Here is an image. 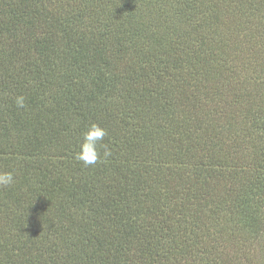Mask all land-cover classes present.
I'll list each match as a JSON object with an SVG mask.
<instances>
[{
    "label": "trees",
    "instance_id": "16d2710c",
    "mask_svg": "<svg viewBox=\"0 0 264 264\" xmlns=\"http://www.w3.org/2000/svg\"><path fill=\"white\" fill-rule=\"evenodd\" d=\"M0 171V264H264V0H0Z\"/></svg>",
    "mask_w": 264,
    "mask_h": 264
},
{
    "label": "clouds",
    "instance_id": "9594fccd",
    "mask_svg": "<svg viewBox=\"0 0 264 264\" xmlns=\"http://www.w3.org/2000/svg\"><path fill=\"white\" fill-rule=\"evenodd\" d=\"M16 104L18 107L24 106V97H16ZM86 142L80 147L82 151L76 154L77 160L83 162L85 165L94 164L98 161L99 153L96 149V142L103 140L106 136V132L98 127L95 123L90 125L89 130L84 133ZM100 147L104 149V157L111 155L108 146L101 144ZM14 182L13 174L7 171H0V186H8Z\"/></svg>",
    "mask_w": 264,
    "mask_h": 264
}]
</instances>
